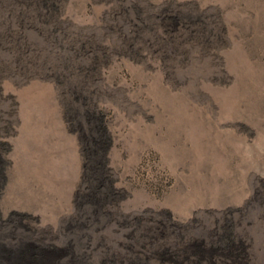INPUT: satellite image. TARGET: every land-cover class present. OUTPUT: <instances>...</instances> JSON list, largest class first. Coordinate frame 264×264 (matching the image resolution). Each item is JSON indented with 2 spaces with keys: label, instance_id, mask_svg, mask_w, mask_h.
Segmentation results:
<instances>
[{
  "label": "rangeland",
  "instance_id": "374dc122",
  "mask_svg": "<svg viewBox=\"0 0 264 264\" xmlns=\"http://www.w3.org/2000/svg\"><path fill=\"white\" fill-rule=\"evenodd\" d=\"M0 154L14 243L264 264V0H0Z\"/></svg>",
  "mask_w": 264,
  "mask_h": 264
},
{
  "label": "bare ground",
  "instance_id": "6f19581e",
  "mask_svg": "<svg viewBox=\"0 0 264 264\" xmlns=\"http://www.w3.org/2000/svg\"><path fill=\"white\" fill-rule=\"evenodd\" d=\"M51 111V110H50ZM56 111V110H55ZM57 112V111H56ZM52 113V112H51ZM58 113V112H57ZM57 115V114H56ZM55 115V116H56ZM55 116H51L50 117V120L52 121H54V122H52V123H55V122H59V117L57 118V117H55ZM50 121V122H51ZM47 122V121H46ZM49 123V122H48ZM55 125V124H54ZM48 127H51V126H48ZM40 128V127H39ZM39 128H36V133L37 132H39L40 131V129ZM46 130V129H45ZM52 131V129H50V132ZM53 131H56L55 133H56V135H55V137H58L59 136V132H58V129H53ZM34 136V135H33ZM28 144H30V143H28ZM26 145L25 146V150H28V149H31L32 150V145H34V148H36L37 149V147H39V145H41V142H34V143H31L30 145ZM49 146H51V148L52 149H56V150H59V141L58 140H54L52 143H50L49 144ZM51 149V150H52ZM15 152H17V151H15ZM17 155V154H16ZM4 157V156H3ZM12 157V156H11ZM14 157V156H13ZM0 158H1V154H0ZM70 158V157H69ZM6 162V161H5ZM17 163V162H16ZM14 167H16V166H14ZM13 167V168H14ZM0 168H1V166H0ZM5 168V167H4ZM17 168V167H16ZM15 168V169H16ZM17 170H18V168H17ZM16 170V171H17ZM11 171V170H10ZM9 171V172H10ZM14 171V170H13ZM17 172H19V171H17ZM49 174V176H48V179H52V181H50V180H47V182H46V185H47V187L49 186V185H51L52 184V187L53 188H55L56 187V189H57V191L59 192V167L57 168V169H47V170H45L44 171V169H41V168H38V167H31L30 168V170L28 171V174H30V175H41V174ZM12 174V173H11ZM17 173H15V175H16ZM20 174V173H19ZM22 174H25L24 172L22 173ZM69 174V173H68ZM7 175V174H6ZM27 175V174H26ZM26 175H24V178L26 179L25 181H27L28 179H29V177H32V176H28V179H27V176ZM38 176V178L40 179L41 178V176ZM8 176V175H7ZM14 175H12L11 177H13ZM22 176V175H21ZM70 176V175H69ZM23 177V176H22ZM37 177V176H36ZM14 178H16V180H17V177H14ZM13 178V179H14ZM10 179V178H9ZM54 179H56V183H54ZM8 180V179H7ZM15 180V179H14ZM20 180V179H19ZM18 180V181H19ZM46 180V179H45ZM75 180V179H74ZM18 181H15V182H18ZM33 181V180H32ZM22 183H23V181H21ZM36 182V183H35ZM35 182H34V186H33V188H32V185H33V183H32V185H31V189L28 187V185H27V187H28V189H24V191H25V195H26V197H27V195L30 197V200L31 201H34V200H32V199H35V198H37L38 196L36 195L35 196V193H33L32 192V189L34 190V187H36L37 186V183L38 184H40V180H36L35 179ZM65 182V181H64ZM22 183H20V185L22 184ZM24 183H26V182H24ZM23 183V184H24ZM63 183V182H62ZM12 184V183H11ZM23 184H22V186H23ZM55 184H57L58 185V188H57V186L55 185ZM64 184V183H63ZM6 185H7V187H6ZM5 185V192L2 194V196L0 197L1 199H0V201H5V198L6 199H13V198H15L14 199V201H16L17 199H16V196L15 197H13L12 198V196L13 195H11L13 192V187H14V185H13V187H12V189H11V187H10V183H9V186H8V184H6ZM17 185H19V184H17ZM16 185V186H17ZM67 185V182H66V184H65V186ZM25 186V185H24ZM62 186V185H61ZM18 187V186H17ZM17 187H15L16 189H18ZM26 187V186H25ZM26 187V188H27ZM40 187H41V185H40ZM42 187H44V186H42ZM1 188V187H0ZM4 188V187H3ZM20 188H22V187H20ZM19 188V189H20ZM50 188V187H49ZM41 189H43V188H41ZM49 190V189H48ZM4 191V190H3ZM20 191V190H19ZM47 191V190H46ZM51 191V190H50ZM2 192V191H1ZM12 192V193H11ZM45 192V191H44ZM20 193V192H19ZM49 193V192H48ZM16 194V193H15ZM21 194V193H20ZM23 194V193H22ZM60 193H58V197H60L62 194H60ZM19 196V195H18ZM21 196H24V195H21ZM50 196H51V194H50ZM42 197V196H41ZM54 197H56V196H54ZM57 197V198H58ZM40 198V197H39ZM46 198V197H45ZM51 198H53V197H51ZM50 198V199H51ZM68 198V197H67ZM24 199V198H23ZM47 199V198H46ZM55 199V198H54ZM59 199V198H58ZM10 200V201H11ZM49 200V199H48ZM66 200V199H65ZM25 201V200H24ZM28 201V200H27ZM38 201V200H37ZM44 201H45V199H44ZM57 201V200H56ZM60 201H62L63 202V200H60ZM6 202V201H5ZM8 202H9V200H8ZM7 202V203H8ZM19 202V201H18ZM43 202V201H42ZM41 202V203H42ZM51 202H52V199H51ZM65 202V201H64ZM10 203V202H9ZM36 203V202H35ZM40 203V204H41ZM48 203H50V202H48ZM57 203V202H56ZM61 204V203H60ZM25 205V204H24ZM38 205V204H37ZM42 205V204H41ZM46 205H47V203H46ZM63 205V204H62ZM0 206H1V202H0ZM3 206V205H2ZM2 206H1V208H2ZM11 206V204L8 206V207H10ZM12 206H15V205H12ZM18 206V205H17ZM57 206V205H56ZM66 206V205H65ZM49 207V206H48ZM59 207V206H58ZM60 207H61V205H60ZM0 208V209H1ZM4 208V207H3ZM52 208H55V206L53 207L52 206ZM51 208V209H52ZM64 208V207H63ZM3 210V209H2ZM8 210V209H7ZM5 211V210H4ZM9 212L10 211H18V212H28L27 210H24V209H21V208H19V207H15V208H13V209H10V210H8ZM40 211V210H39ZM32 212H34V210L32 211ZM58 212V211H57ZM2 213L3 212H1L0 211V221L1 222H4L5 221V219H4V217L2 216ZM5 213H7V211L6 212H4L3 214H5ZM31 213V212H30ZM52 213H53V211H52ZM62 213H64V211L62 212ZM61 213V214H62ZM50 214V213H49ZM48 214V215H49ZM7 215V214H6ZM12 215H16V214H12ZM17 215H18V213H17ZM60 215V214H59ZM59 215H57V216H59ZM19 216H22V215H18L17 217H19ZM24 216V215H23ZM27 216V215H26ZM54 217L56 216V212L54 213V215H53ZM52 216V217H53ZM57 216H56V218H57ZM9 217V216H8ZM49 217V216H48ZM46 219V218H45ZM50 219V218H49ZM52 219V218H51ZM153 220V219H152ZM46 222H48V221H46ZM158 224V223H157ZM47 225V224H46ZM45 225V226H46ZM53 225V224H52ZM48 226V225H47ZM46 226V227H47ZM159 226V225H158ZM55 227V226H54ZM159 227H161V226H159ZM158 228V227H157ZM162 228H164V227H162ZM56 229V228H55ZM36 230V229H35ZM42 230V229H41ZM59 230V229H58ZM148 230V229H147ZM232 230V232L230 231L227 235H226V238H225V242H224V244H223V247H221L220 246V248H215V247H211V256H207L206 255V252H205V247H201V252L198 254V258H199V260L198 259H196L197 261L195 262L196 264H202V261L206 258V260L208 259V260H211V261H213V262H215L216 261V259H218V257H220V256H218V255H220V254H222V255H225V256H227V258H240L239 257V253L241 252V251H239L237 248H236V244L238 243L237 241H236V239L238 238L237 237V233L235 232V230L233 231V229H231ZM38 231V230H37ZM53 231V230H52ZM164 231V230H163ZM40 232V231H39ZM58 232V231H57ZM46 233V232H45ZM49 233V232H48ZM136 233V232H135ZM43 235V234H42ZM47 235V234H46ZM50 235V234H49ZM31 237V236H30ZM51 237V236H50ZM237 237V238H236ZM45 239H47V241L45 240ZM37 241H24V240H22V241H18V242H16V243H14V241H13V239H12V237H10L9 235H7V233H0V264H141V263H143V262H145L144 260H142V259H133V260H128L127 261V259H128V256H126L125 254H122V255H120L121 253H119V252H112V253H109L108 251H107V253H96V254H91V253H87V252H82L80 255H77V254H72V252L73 251H69L70 253V255L69 256H67V257H62V258H60L61 256H60V253H59V248L56 246V245H45V243L46 242H48V243H53L52 241H48V238L46 237V238H44L43 236L42 237H40V238H37L36 239ZM46 241V242H45ZM240 241V240H239ZM145 244H143V246H144ZM142 246V247H143ZM134 247V245H128L127 246V248H133ZM140 248V250L141 251H139V252H134L133 254L135 255V257L136 256H138V257H140L141 256V254L142 253H144V250H143V248ZM146 247V246H145ZM162 247V246H161ZM162 250V249H161ZM160 250V251H161ZM222 250L224 251V253L225 254H223L222 253ZM163 251V250H162ZM159 252L158 251H156L155 250V252H153V255H155V254H158ZM165 254V252H163V254H161V255H164ZM168 254V253H167ZM96 255V256H95ZM152 254H150V255H147V256H151ZM152 255V256H153ZM196 256H197V254H195ZM237 256V257H234V256ZM137 257V258H138ZM222 258V257H221ZM147 259V258H146ZM161 259V258H160ZM186 259H187V257H186ZM163 260H165L164 258H162V261ZM175 260H176V258H175ZM179 262V261H178ZM181 263V262H180ZM146 264H148V263H146ZM163 264V263H162ZM194 264V263H193Z\"/></svg>",
  "mask_w": 264,
  "mask_h": 264
}]
</instances>
